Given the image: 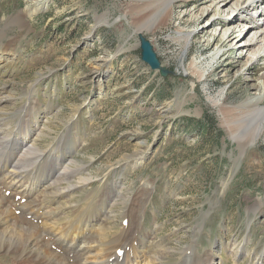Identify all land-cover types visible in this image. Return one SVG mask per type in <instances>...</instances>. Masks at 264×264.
Here are the masks:
<instances>
[{"label": "rangeland", "instance_id": "1", "mask_svg": "<svg viewBox=\"0 0 264 264\" xmlns=\"http://www.w3.org/2000/svg\"><path fill=\"white\" fill-rule=\"evenodd\" d=\"M35 1L0 0V139L16 136L48 151L65 136L75 165L90 176L47 209L87 212L91 231L81 241L90 240L110 217L112 190L118 197L123 189L130 202L146 187L139 230L146 244L155 235L171 248L166 264H175L191 243L200 255L212 250L213 264H248L247 255L264 252V138L242 145L244 129L231 136L220 108L210 105L219 92L227 107L258 97L250 85L264 74V54L250 61L242 44L252 36V30L244 33L251 21L264 24V6L231 21L243 0H175L154 31L138 34L144 11H154L158 0H48L28 17ZM219 20L223 25L209 24ZM179 31L191 33L187 51L175 39ZM25 123L31 136L27 128L16 134ZM13 157H6L0 176L11 185L9 195L0 187L10 202L25 189L3 177L16 172ZM41 190L30 199L37 201ZM115 205L109 225L117 230L127 210L122 200ZM60 213L53 219L62 229ZM15 216L34 220L32 213L31 219ZM61 229H37L50 251ZM234 242L246 254L237 261L226 249ZM152 250L138 252L141 264Z\"/></svg>", "mask_w": 264, "mask_h": 264}, {"label": "bare ground", "instance_id": "2", "mask_svg": "<svg viewBox=\"0 0 264 264\" xmlns=\"http://www.w3.org/2000/svg\"><path fill=\"white\" fill-rule=\"evenodd\" d=\"M174 1L158 0L154 8H151L154 11L148 10V14H146L147 10L144 11L145 15L141 19L142 24L139 25L136 33L142 34L145 31H154L162 20L167 19L172 9L171 3ZM182 1L183 3L193 2L197 4L199 0ZM224 1L225 4L228 3L226 2L227 0ZM47 3L48 0L35 1L31 7L26 9V14L28 17L35 15L41 9L44 10ZM254 5L264 6V0H243L236 14L230 20L232 21L233 18L244 19L245 17H242V14ZM145 17L146 19L144 20ZM216 23L223 25L220 20L209 24L214 25ZM249 30L253 32L252 36L248 37L242 45L249 55L248 59L252 61L254 58L256 62L257 57L264 54V24L251 21V25L244 28V33ZM234 33L233 31L227 35L224 34L220 38V44L223 45L229 38L234 37ZM190 36L191 33L179 31L175 38L177 42L183 43L184 51L188 49ZM215 39H217V36ZM197 74L199 78L203 76L201 70H198ZM259 79H261V82H258ZM259 79L256 83L250 85L258 95L254 100L246 101L237 107H227L220 102L222 92L217 93L210 100L212 107L220 108L219 111L224 116L222 117L226 124V129L231 136L237 137V132L242 131V129L245 131L244 134L247 133V142L241 143L244 146L254 144L260 138H264V74L260 75ZM34 112H37V110ZM34 124L33 126H35ZM27 126L26 123L25 125H20L16 130V134L20 131L24 132ZM26 130L30 136L34 132L33 129L27 128ZM7 137L4 140L0 139V176L5 173V166L7 167L6 157L11 153L14 156L12 162L16 172L3 177L16 183H22L21 185L25 186V189L21 193L20 198H27L28 201L26 207H23L21 203L15 201L16 196H13V202H10L9 198L0 195V264H141L144 260L140 255H137L138 252L142 248H148L152 245L153 250L146 259L148 261L147 264H166V259L164 260V258L168 252H171V248L163 245L162 240H157L155 235L152 238V244H146L147 241L143 238L145 235L139 230L138 223L146 207L145 199L149 196L148 188H143L142 194L137 191V199L130 202L124 196L123 189H119L121 192L118 197L114 194L116 188L112 190L114 201L111 204L110 217L103 221L90 240L81 241L82 234L91 231V221L86 217L87 212L76 214L70 210L71 215L69 216L58 205L55 208L47 209L49 205L57 201V198L70 197L71 192L75 191L79 186L87 184L90 180V176H84L85 173L83 174L85 168L76 166L74 160H72L75 152L69 146V140L65 141L66 137L63 136V138L55 142L50 150L42 151L34 144L28 147L25 139L22 140L20 138L21 140L17 141L18 138L16 136L11 137L10 135ZM21 150L24 151L18 156V152ZM72 181H76L75 184H72ZM1 185L2 188H5V191L11 186L9 184L4 186L0 183V187ZM38 187L42 188V190L37 196V201L30 199ZM105 190L103 189L102 192H108ZM120 200L126 204L124 209L127 210L126 212H121L119 215L120 219L126 218L128 223L115 230L113 225L110 226L111 216L115 211L112 208ZM8 202L9 204L7 205L6 203ZM65 204H69L67 205L69 208L72 207L69 200L64 201ZM14 210H19V215L25 213V219H27V215H30L29 219H31L32 213L34 220L27 222L22 217L15 216ZM129 210L130 212H128ZM58 213H60L59 217H63L66 220L63 222L64 228L62 229L61 226H56L58 218L53 219ZM37 219L42 220L40 225L37 223ZM54 227L56 230L61 229V231L56 239L51 240L53 250L50 251L49 245L43 241L37 229L44 230ZM111 232H115V234L111 236ZM226 249L234 260L246 256L242 252L241 246L236 245L235 242L226 247ZM118 251H123L122 256L118 255ZM179 253L180 255L175 264H213L215 261L214 255H216L212 250H210V253L200 255L197 253L196 245L193 243L189 246L187 245ZM247 256L249 257L248 264H264V252L260 254L256 252L254 255Z\"/></svg>", "mask_w": 264, "mask_h": 264}, {"label": "trees", "instance_id": "3", "mask_svg": "<svg viewBox=\"0 0 264 264\" xmlns=\"http://www.w3.org/2000/svg\"><path fill=\"white\" fill-rule=\"evenodd\" d=\"M198 123V122H197ZM195 125V124H194ZM197 125V124H196Z\"/></svg>", "mask_w": 264, "mask_h": 264}]
</instances>
